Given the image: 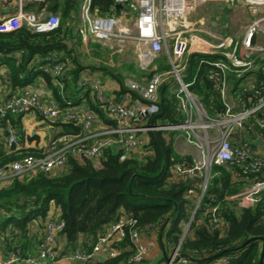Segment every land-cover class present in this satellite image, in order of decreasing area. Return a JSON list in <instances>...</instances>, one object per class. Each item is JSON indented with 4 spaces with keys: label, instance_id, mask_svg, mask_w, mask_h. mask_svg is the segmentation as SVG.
Listing matches in <instances>:
<instances>
[{
    "label": "trees",
    "instance_id": "trees-1",
    "mask_svg": "<svg viewBox=\"0 0 264 264\" xmlns=\"http://www.w3.org/2000/svg\"><path fill=\"white\" fill-rule=\"evenodd\" d=\"M9 1L0 0V5ZM78 2H27V10L45 9L59 15L61 23L48 32H37L26 25L14 31L0 32V78L10 93L7 96L37 85L42 89L43 99L54 102L62 110L80 106L93 112L108 127H113L115 122L108 117L92 91L79 85L82 77L92 73L102 78L109 76L119 85L118 96L125 93L135 96L125 85L127 78L144 82L164 69L160 65L157 71H142L123 61L117 67L116 63L110 62L114 58L117 61L119 55L96 42L87 47L88 59H101V53L107 52L110 60L102 67L84 62L80 51L84 45L76 23ZM94 5L101 15L116 11L114 0H94ZM214 57L194 56V68L188 82L192 81L199 60ZM58 63L65 65L62 75L53 77L45 71ZM209 69L205 64L200 66L192 90L200 96L208 114L216 116L225 110V106L215 86L216 81L208 77ZM252 78L264 79V65ZM235 79L233 73L226 77L228 82ZM177 91L178 84L173 79L160 87L161 111L150 117L147 124L162 126L183 121ZM34 114L45 121L38 113ZM10 121L23 146L22 116L11 117ZM53 125L49 141L67 134L83 133L75 121H57ZM7 126L6 120L0 122V166L25 155L43 156L47 146L39 149L23 146L6 152V135L2 128ZM179 133L150 131L145 146L148 154L143 158L135 154L121 161L110 148L100 161H93L68 151L66 164L59 171H39L35 176L16 177L1 184L0 250L8 252L20 248L24 254H34L44 234L46 215L53 210L56 218L65 224L57 239L61 255L69 256L76 250L91 251L99 236L122 217L136 220L134 227L146 235L155 232L162 249L155 261L133 262L134 246L127 235L117 245V256L74 264H164L178 247L179 255L188 257L192 264L213 262L224 256L230 258L228 264H259L263 246L260 238H264V191L262 201L252 208H239L227 197L242 191L249 184L247 177L258 175V179L263 180L264 166L255 174H244L236 163H212L207 189L198 204L202 178H175L176 164L194 165L192 160L176 152L175 137ZM37 138V135H29L28 140ZM258 156L264 161V154ZM213 208H217L216 211ZM214 217H221L223 226H213L211 220ZM252 237L256 239L245 244Z\"/></svg>",
    "mask_w": 264,
    "mask_h": 264
},
{
    "label": "built area",
    "instance_id": "built-area-1",
    "mask_svg": "<svg viewBox=\"0 0 264 264\" xmlns=\"http://www.w3.org/2000/svg\"><path fill=\"white\" fill-rule=\"evenodd\" d=\"M44 0H16V9L12 13L0 16V32H9L23 25L37 32H48L59 27L60 16L45 9L27 10L26 3ZM206 0H114L116 11L101 15L94 5V0H79L76 13L77 31L85 47L93 42L110 48L114 53L125 57L128 53L131 61L142 71H157L158 60L165 59L168 70L155 72L148 81L138 82L133 78L125 80L126 87L136 95L125 93L118 96L115 91H108L106 79L98 74H86L79 81L80 86H87L107 111L108 117L115 122L113 127L94 131L97 119L93 112L80 106L62 110L58 105L43 99L40 86L25 87L16 95L0 98V122L6 120L8 131L4 150L21 149L19 139L11 124V117L38 113L54 128L57 121H75L83 133L67 134L51 139L46 145L43 156L25 155L0 166V185L13 178L25 175L35 176L39 171L52 173L63 169L66 154L100 161L107 149H114L121 161L133 155L139 158L148 153L145 146L150 131H178L186 135L201 153L202 158L192 167L184 163L176 164V180L186 179L205 171L202 176V199L210 177L212 163H236L244 174L257 173L264 166L258 155L264 152V79L252 77L264 65V0H226L236 11L238 3L247 9L239 14L247 19L242 37L222 35L210 32L192 22L190 15ZM117 4L122 7L118 8ZM249 7L251 11L249 12ZM8 10V8H7ZM191 54L195 56L211 55L214 59L199 60L191 82ZM128 57V58H129ZM210 69L208 77L216 81V88L225 110L210 116L199 95L193 92L192 85L201 65ZM66 68L58 63L47 67L45 71L53 77L62 75ZM233 73V82L226 80ZM169 79L178 84V99L184 119L172 125L147 124L150 117L161 111L158 91ZM30 133L25 131V140ZM260 139L261 144L256 140ZM204 177V178H203ZM249 182L242 191L227 197L239 208H252L262 201L264 179L258 175L247 177ZM197 204V205H198ZM217 208H213L216 211ZM44 234L34 254H24L20 248L8 252L0 250V264H61L65 259L75 262H88L100 256L118 255V243L129 235L134 246L133 262H142L149 258L154 247L148 236L134 227L136 220L122 217L103 232L91 251L76 250L71 255H61L57 239L65 224L59 221L50 210L44 220ZM212 225L223 226L221 217H214ZM229 257L201 264H228ZM164 264H192L188 257L179 255V247L167 258Z\"/></svg>",
    "mask_w": 264,
    "mask_h": 264
},
{
    "label": "crops",
    "instance_id": "crops-1",
    "mask_svg": "<svg viewBox=\"0 0 264 264\" xmlns=\"http://www.w3.org/2000/svg\"><path fill=\"white\" fill-rule=\"evenodd\" d=\"M204 4H206V2ZM226 4H227V9L229 10L228 14L226 15L228 17V20L226 22L222 23L220 20H217V19H216L217 21H212V18L211 17L207 18V16L202 17V15H200L199 10H200V7H202L203 5L200 6L196 10V12L192 13L190 15L189 19L192 22H195L197 24H201L200 26L205 28L207 31L221 33L220 29L222 27L223 28L229 27L232 30V34H228V35H232V36L239 35V37H242L244 34V31H245L246 24H244L243 22L239 23L237 20V23H239V25H237L238 29L235 31L233 29V27H234L233 24L236 22L234 17H233L234 10H233V8H231L228 5V3H226ZM7 8H8V10H7ZM236 8L240 9V10L247 9L246 5H244L242 3L241 4L238 3ZM15 9H16V0H10L7 4L0 5V16L4 15L6 13H12V12H14ZM30 10H32V9H30ZM218 15H222L221 11H220V13H218ZM237 16H239V15H237ZM237 16L235 18H238ZM239 21H240V19H239ZM235 37H238V36H235ZM128 60L130 63L134 64L131 61V59L128 58ZM0 69H2V68H0ZM92 74H96V73H92ZM105 79H106V85L108 87L107 88L108 91H115V90L119 89V85H118L116 80H114L113 78H110L109 76L105 77ZM7 94H10V93L8 92V90L6 89V87L3 84V81L0 78V98L6 97ZM22 124L24 127V131H27L26 129L32 128V130L29 131L30 135H32V136L37 135V137H38L37 139L30 140V141L28 139L25 140V142L23 143L24 147L39 149V148H43L47 145L49 139L52 136V131L54 130V128H51V125H49V123L47 121L40 120L37 118L36 114L30 113V114H27L26 116H22ZM107 127H108V125L104 121H102L100 118L96 119L94 122V125H93L94 131H99V130H102V129L107 128ZM33 129H35L36 131H33ZM44 129H46V130H44ZM181 147H184V148L182 149ZM175 148H176V152L180 156H184L188 160H192L194 162V164L197 163L201 159L199 156L200 151L198 150V148L193 143H190L187 140L185 135H182L180 133L176 135V137H175ZM260 153H261V155L264 154V152H262V151L261 152L259 151V154ZM204 174H205L204 170L203 171L198 170V173H197V175L194 176V178H196V179L202 178V176ZM147 236L152 241L154 240V243H153L154 247H153L152 251L154 250L156 254L159 253L158 256H160L162 249L159 245L160 242H159V238H158L157 234L155 232H149L147 234ZM155 253H153V254H155ZM153 254L151 252L150 258ZM151 261H155V259L151 260ZM74 262L75 261L65 259L61 262V264H74Z\"/></svg>",
    "mask_w": 264,
    "mask_h": 264
},
{
    "label": "rangeland",
    "instance_id": "rangeland-1",
    "mask_svg": "<svg viewBox=\"0 0 264 264\" xmlns=\"http://www.w3.org/2000/svg\"><path fill=\"white\" fill-rule=\"evenodd\" d=\"M206 2V4H204ZM227 1L226 0H206V1H204L200 6H202L203 4V6L202 7H200V10H199V12H200V15H202V17H204V16H207V18H209V17H211L212 18V21H217V20H220L222 23L223 22H226L227 20H228V17L226 16L227 14H228V9H227ZM198 7V8H199ZM78 9V8H77ZM220 11H221V14L222 15H218V13H220ZM251 11V9H250V7H249V12ZM239 12H240V9H237L236 11H234V15H233V17H234V19H235V23L233 24V29L236 31L238 28H237V25H239V23H241V22H243L244 24H246V21H247V19L248 20H250L251 18L249 17V14L247 15L246 14V17L244 16H242L241 14H239ZM76 13H77V11H76ZM237 15H239V16H237ZM238 17L239 19H240V21H239V19L238 18H235V17ZM217 19V20H216ZM237 20H238V22L239 23H237ZM220 31H221V33L225 36V35H228V34H232V30L229 28V27H227V28H221L220 29ZM235 36H239V35H235ZM88 50L89 49H87V47H81V49H80V51H81V58L84 60V62H88V63H93V64H95V65H100L101 67H102V65H104V66H106V64H105V62H107V60L109 61L110 59H108V55H107V52H103V53H101V56L103 57V58H101V59H96L95 58V60L93 59V60H89L88 59V57L86 56L88 53ZM89 55V54H88ZM120 56V57H119ZM118 56V59H117V61H115V58H114V60L112 61V62H110L111 64H114V63H116V65H117V67H119L118 65H121V63H122V61L123 62H125V63H129V60H128V57H129V55H128V53H125V57L124 56H122V55H119ZM104 59V60H103ZM129 59H130V57H129ZM82 60V61H83ZM101 61H103V63L101 62ZM158 63L163 67L162 69H164V70H166V69H168L169 68V66L168 65H166L167 64V62H166V60L163 58V59H160V60H158ZM37 118H38V116H37ZM44 127V126H43ZM28 132L30 131V130H32V128H29V129H26ZM44 130H46V129H44ZM33 131H36L35 129H33ZM100 131V130H99ZM180 134H182V135H185V134H183V133H181L180 132ZM186 136V135H185ZM25 139V138H24ZM182 149L184 148V147H181ZM199 156H200V158H202V156H201V153H199ZM204 177H205V174H204ZM203 177V178H204ZM186 229V228H185ZM150 242H152V243H154V240L152 241L151 239H148ZM152 252V254L153 253H155V251L153 250V251H151ZM156 254V253H155ZM153 254L152 256H151V258H150V256H149V258L148 259H151V260H156V259H158L159 258V253L158 254ZM153 258V259H152Z\"/></svg>",
    "mask_w": 264,
    "mask_h": 264
},
{
    "label": "water",
    "instance_id": "water-1",
    "mask_svg": "<svg viewBox=\"0 0 264 264\" xmlns=\"http://www.w3.org/2000/svg\"><path fill=\"white\" fill-rule=\"evenodd\" d=\"M117 7L121 8L122 5L121 4H117ZM194 56H195V54H191V61H190L191 68L193 67V58H194ZM7 133H8V131L6 130L5 134H7ZM256 143L257 144H261L262 141L260 139H257ZM255 239H256L255 237H252V238L248 239L245 244H248V243H250L251 241H253ZM260 239L263 241V246H262V252H261V257H260L259 264H263V260H264V238L261 237ZM99 260H101V261L104 260V257L100 256Z\"/></svg>",
    "mask_w": 264,
    "mask_h": 264
}]
</instances>
